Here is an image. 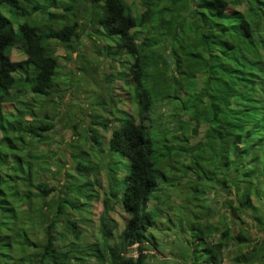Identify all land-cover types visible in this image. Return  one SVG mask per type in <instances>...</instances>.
Listing matches in <instances>:
<instances>
[{
  "label": "trees",
  "instance_id": "obj_1",
  "mask_svg": "<svg viewBox=\"0 0 264 264\" xmlns=\"http://www.w3.org/2000/svg\"><path fill=\"white\" fill-rule=\"evenodd\" d=\"M139 1L141 11L135 8V0L130 3L83 0L90 7L89 22L96 27L97 37L112 40L115 37V47L134 56L129 70L139 118H120L107 142L108 152L128 161L121 197L122 208L128 214L124 227L114 234L111 230L116 223L101 219L100 239L93 240L83 235L86 225L83 218H72L75 209H79L75 208L76 200L68 202L61 194L51 204L34 205L56 191V187L40 178L33 184L43 159L31 152L20 153L14 139L24 141L27 134L29 139L44 140L43 132L53 125L45 119L26 124L25 116L7 117L0 111L3 136L0 145L5 148L4 151L0 148V264H92L90 258L95 264H149V259L159 251L154 232L159 231L158 224L162 222L156 218V212H161V217L164 215L163 209L158 210L151 203L163 205L160 197L163 185L181 180L182 175L174 178L167 174L174 170L195 173V181L190 180L186 185L192 196H187L185 206L188 208L191 201H197L192 204L195 210L189 208L186 219L185 212L178 213V232L188 246L187 252L179 257L180 264H223V252L232 242L238 249L227 264H264V213H258L264 209L263 181L258 178L254 183L256 168L250 164L240 168L241 161L236 159L244 154L240 147L243 141L249 142L254 135L264 137V74H261L264 0ZM2 3L13 9L16 16L29 15L19 0H0ZM46 3L42 6L32 3L31 9L45 13L48 8L58 6L52 0ZM230 3L244 4L245 8L229 7ZM48 14L49 18L54 15ZM253 18H256L254 22ZM12 24L0 11V106L3 102H14L26 90L33 96L51 99L57 91L55 75L59 66L53 44L69 46L72 39L78 38V23L74 20L55 29L42 30L25 19L19 24L20 31ZM140 28L144 29L141 40L137 36ZM163 45L169 52L166 58L157 51ZM12 48L22 51L25 57L12 60ZM169 68L174 70L173 75L167 74ZM158 99H179L180 111L190 120L179 124L181 135H172V140L167 139V134L172 132L168 130L162 134L163 139L156 135L155 141L146 125L152 121L150 113ZM32 100L36 101L34 97ZM204 101L208 105L202 107ZM258 101L263 103L257 106ZM30 104V115L34 117ZM169 116L170 121L181 120L178 113ZM44 118H48L46 113ZM201 119L205 120V136L211 131L208 121L219 126L226 124L223 128L231 127L227 134L236 157L229 164L233 167L232 185H227L225 180L222 183L219 180L218 184L231 193L223 204L228 205L226 218L238 226L236 233L228 222L218 225L209 221L216 212L202 204L205 200L202 195L209 187L203 179L212 181V178L206 177V169L199 164L203 144L191 145L190 135L186 134L189 123L194 122L190 132H195ZM256 119L261 123H256ZM98 125L108 128L110 121ZM15 133L16 137L12 135ZM184 155L188 162L181 163L182 169L170 162L175 156V163H180ZM9 156H12L10 160ZM109 185L112 186L111 178ZM12 200L16 201L11 203ZM25 202L28 209H21ZM244 215H249L248 220ZM166 221L172 224L170 217ZM37 228L42 230V236L32 239L31 234ZM250 228L263 234L254 236Z\"/></svg>",
  "mask_w": 264,
  "mask_h": 264
},
{
  "label": "rangeland",
  "instance_id": "obj_2",
  "mask_svg": "<svg viewBox=\"0 0 264 264\" xmlns=\"http://www.w3.org/2000/svg\"><path fill=\"white\" fill-rule=\"evenodd\" d=\"M47 1L51 0H19L20 4L27 9L28 16H16L12 11L13 9L6 3L0 5V11L10 19L15 30L19 31V24L25 19L37 24L42 30L55 29L64 23H71L76 20L79 25L78 38L72 39L68 43L69 46L58 42L53 44V50L59 63L55 75L57 91L49 100L33 96L27 90L22 91L16 96L14 102L1 103L0 111L7 117L9 114H16L18 117L25 116V119L28 120L25 121L26 124L31 123L34 119H45V122H50L53 125L52 129L43 132L46 136L44 140L29 139L27 134L24 135V141L14 139L15 145L20 147V153L25 155L31 152L43 159L41 169H37L35 172L37 175L33 184H36L37 179L40 178L49 186L56 187V191L51 192L46 199L37 200L33 204L37 205L42 202L51 204L61 194L68 202H75L76 200L75 208L79 207V209H75L72 218H83L86 223L83 227V235L97 240L101 236L99 229L101 219L116 223L111 231L118 234L124 227L128 215L121 204L124 179L128 173V161L120 155L108 152L107 142L112 129L120 124V118L126 116L139 118L133 97L134 81L129 70L134 61V56L126 50L117 49L115 37L114 40L97 37L96 27L89 22L90 7L85 6L83 0H52L57 2L58 6L48 8L45 13L31 9L32 3L36 2L42 6L47 5ZM126 1L130 3L133 0ZM135 3L137 10H143L139 0H135ZM69 4L72 5L71 8H64ZM229 7L244 9L245 5L230 3ZM97 11L100 12V10ZM48 13L54 15L49 18ZM255 20L256 18H253V22ZM138 31L140 32L137 33V36L141 40L144 29L140 28ZM157 51L164 58L169 53L165 45ZM261 52L264 54V50ZM10 57L12 60H20L25 55L19 49L12 48ZM167 60L172 63V59L168 58ZM259 66L261 67V63ZM167 74L173 75L174 70L169 68ZM261 74H264V69L261 70ZM180 93L183 95V90ZM33 97L35 102L32 100ZM29 103L33 104L32 112L35 118L30 115ZM262 103L258 101L257 106ZM206 105L208 103L204 101L202 107ZM179 106V99L175 101L158 99L156 101L153 111L150 113L152 121L146 122V125L150 127L149 133L155 141L156 135L163 139L162 134L168 130L172 131L167 134L168 140H172L174 134L181 135L179 124L190 120L187 115L180 111ZM45 113L48 118H44ZM174 113L181 116L180 121H170L169 115ZM207 115L210 116L209 112ZM108 121H110L108 128L98 125V123L104 124ZM201 121L200 126L194 129L195 132H190L194 126V122L191 121L189 132L186 134L190 135L188 143L191 145L197 142L203 144L202 158L199 159V164L206 169V177L208 175L212 178V181L203 179L209 187L205 188L202 195L206 200L202 204H207L216 213L214 217L209 219L206 216V219L218 225L228 222L232 225L233 232L236 233L238 226L226 218L225 209L228 205L223 204L227 194L231 196V193L226 188L224 190L222 184H218L219 180L221 183L225 180L227 185H232L233 167H230L229 164L236 157L233 153L230 135L227 134L230 133L231 127L223 128L226 124L219 126L218 123L208 121L211 131L208 136H205L206 126L203 122L205 120L201 119ZM255 122L261 123L260 119H256ZM12 135L16 137L17 134ZM254 136L249 142L248 140L243 141L240 147L244 149H242L241 154L243 151L244 154L236 159L241 161L240 168L248 164L254 166L257 172L253 174L252 181L255 183L259 178V181H263L262 186L264 187V137ZM2 137L0 131V142ZM155 147L158 148L159 146L155 143ZM0 148L2 149L1 145ZM175 156L170 162L175 167L182 169V165L188 162L187 157L184 155L180 158V163H175V159H177ZM11 157L9 156V160ZM196 171L201 174L197 168ZM183 173V171L178 170L167 171V174L174 178L182 175L181 180L177 181L176 179L163 185L165 188L161 193L159 192L163 205L154 201L151 203V205L158 207V210L163 209L164 215L161 217L159 215L161 212H156V218L162 222V224H158L159 231L154 232L159 243V251L149 259V264H180L181 259L179 257L187 252V243L178 232V213L182 215L185 212L186 219L188 211H190L189 208L195 210L192 204L197 203V201H191L188 208L185 206L188 205L186 204L187 196H192L190 191L186 189V185L190 180L195 181V173L190 170H187L186 174ZM110 178L112 186L109 185ZM200 188L204 189L201 185ZM75 190L77 192L80 190L78 192L80 197ZM111 191L114 195L110 194ZM14 201L16 200H12L11 203ZM17 207L19 208V206ZM20 207L21 209L24 207L28 209V203L25 202ZM258 213H264V209H260ZM168 217L172 219V224L166 221ZM244 218L248 220L249 215H244ZM184 224L183 221L182 225ZM250 229L254 236L263 234L255 228ZM40 236H42V230L39 228L31 234L32 239ZM237 249L238 247L234 242L227 245L223 252V264H227L231 260ZM89 263L95 264L96 262L90 258Z\"/></svg>",
  "mask_w": 264,
  "mask_h": 264
}]
</instances>
